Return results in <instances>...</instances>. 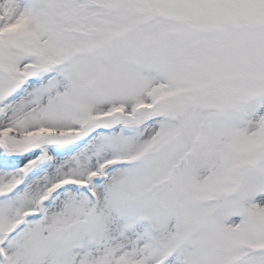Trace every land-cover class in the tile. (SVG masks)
I'll return each instance as SVG.
<instances>
[{"label":"snow or ice","instance_id":"6c2138e0","mask_svg":"<svg viewBox=\"0 0 264 264\" xmlns=\"http://www.w3.org/2000/svg\"><path fill=\"white\" fill-rule=\"evenodd\" d=\"M0 264H264V0H0Z\"/></svg>","mask_w":264,"mask_h":264}]
</instances>
